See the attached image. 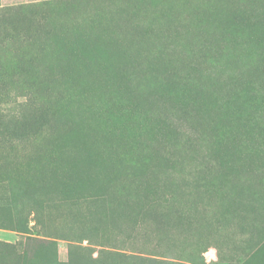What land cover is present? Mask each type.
<instances>
[{
    "label": "rangeland",
    "instance_id": "374dc122",
    "mask_svg": "<svg viewBox=\"0 0 264 264\" xmlns=\"http://www.w3.org/2000/svg\"><path fill=\"white\" fill-rule=\"evenodd\" d=\"M0 232V264H264V0H0Z\"/></svg>",
    "mask_w": 264,
    "mask_h": 264
},
{
    "label": "crops",
    "instance_id": "0c3cea01",
    "mask_svg": "<svg viewBox=\"0 0 264 264\" xmlns=\"http://www.w3.org/2000/svg\"><path fill=\"white\" fill-rule=\"evenodd\" d=\"M0 239L12 242L14 241V236L10 232H0Z\"/></svg>",
    "mask_w": 264,
    "mask_h": 264
},
{
    "label": "trees",
    "instance_id": "16d2710c",
    "mask_svg": "<svg viewBox=\"0 0 264 264\" xmlns=\"http://www.w3.org/2000/svg\"><path fill=\"white\" fill-rule=\"evenodd\" d=\"M26 97H25V101L24 102H26V108L29 106V103H28V101H29V96L27 97V95H25ZM1 243V242H0Z\"/></svg>",
    "mask_w": 264,
    "mask_h": 264
}]
</instances>
